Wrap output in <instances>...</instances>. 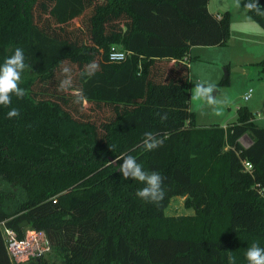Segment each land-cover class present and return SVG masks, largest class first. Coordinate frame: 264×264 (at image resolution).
I'll return each mask as SVG.
<instances>
[{
    "label": "trees",
    "instance_id": "trees-1",
    "mask_svg": "<svg viewBox=\"0 0 264 264\" xmlns=\"http://www.w3.org/2000/svg\"><path fill=\"white\" fill-rule=\"evenodd\" d=\"M207 1L0 0V64L19 47L31 65L27 94L0 106V223L41 231L58 264H248L246 249L264 248V128L245 106L224 127L196 125L188 108L190 47L229 36L228 13ZM245 15L264 31V14ZM111 46L125 58L110 61ZM253 65L264 71V58ZM149 131L164 139L153 151ZM122 154L164 177L162 200L135 195L145 185L122 177ZM174 196L193 214L165 216ZM0 264H12L1 226Z\"/></svg>",
    "mask_w": 264,
    "mask_h": 264
},
{
    "label": "rangeland",
    "instance_id": "rangeland-1",
    "mask_svg": "<svg viewBox=\"0 0 264 264\" xmlns=\"http://www.w3.org/2000/svg\"><path fill=\"white\" fill-rule=\"evenodd\" d=\"M208 8L214 14L228 13L229 36L223 46H193L189 52L188 76L191 87L187 103L189 110L194 113L195 124L224 127L236 120V109L245 106L252 113L255 123L264 128V71L253 65L264 58V31L245 15L243 7H236L235 0H209ZM71 24L77 25V19H73ZM226 74L228 84L216 86ZM197 81L215 85V105L192 98ZM248 90L250 95L245 100L242 95ZM239 142L247 146L250 140L247 135H242ZM192 214L193 209L184 206L181 196L171 197L164 210V215L170 217ZM28 230L32 229L26 228L24 233ZM41 255L48 263L58 264L61 261L60 255L50 247Z\"/></svg>",
    "mask_w": 264,
    "mask_h": 264
},
{
    "label": "clouds",
    "instance_id": "clouds-1",
    "mask_svg": "<svg viewBox=\"0 0 264 264\" xmlns=\"http://www.w3.org/2000/svg\"><path fill=\"white\" fill-rule=\"evenodd\" d=\"M235 5L239 9L243 7L248 12H256L264 14L258 0H235ZM25 52L22 48H15L13 53L5 58L3 64H0V106L8 107L12 103V95L17 98H23L27 92L26 89L20 87L21 76L25 69H30L31 65L25 63ZM98 66L94 63L91 68L96 69ZM64 73H68L69 69L64 68ZM94 74V73H93ZM71 86V79L65 78L59 84L60 90H66ZM215 85L212 83H204L197 81L192 90V98L194 100H203L208 105H215L217 100L213 96ZM82 98V94H81ZM20 115L18 108H11L7 112V118L12 119ZM162 121L168 119L167 114L157 113ZM164 139L159 138L151 131L144 133L142 146L146 151H153L161 147ZM122 161V163H120ZM112 162V161H110ZM118 171L124 179L136 180L144 184L143 188L136 191L135 195L145 202L158 203L163 199L165 193L162 187L164 177L158 171H146L143 166L137 162L136 157L131 154H122L115 161ZM245 258L248 264H264V248L260 247L257 242H253L245 251ZM228 264H236L234 256L228 257Z\"/></svg>",
    "mask_w": 264,
    "mask_h": 264
},
{
    "label": "built area",
    "instance_id": "built-area-1",
    "mask_svg": "<svg viewBox=\"0 0 264 264\" xmlns=\"http://www.w3.org/2000/svg\"><path fill=\"white\" fill-rule=\"evenodd\" d=\"M127 52L120 50L116 46H111L108 51V59L110 61H120L125 58ZM250 90L246 91L243 99H248ZM242 168L249 171L251 164L247 160L241 161ZM1 235L4 243V249L12 264L25 262L30 257H37L49 249L48 242L41 231L28 230L18 237L13 229L0 223Z\"/></svg>",
    "mask_w": 264,
    "mask_h": 264
},
{
    "label": "crops",
    "instance_id": "crops-1",
    "mask_svg": "<svg viewBox=\"0 0 264 264\" xmlns=\"http://www.w3.org/2000/svg\"><path fill=\"white\" fill-rule=\"evenodd\" d=\"M208 2H209V0L207 1V5H206V7H207V10L210 12V13H212L210 10H209V8H208ZM214 14V13H213ZM216 15H218V14H216ZM211 47H213V46H211ZM193 46H191L190 47V49H189V52L191 53V50H193ZM189 56H190V54H189ZM184 61H185V59H184Z\"/></svg>",
    "mask_w": 264,
    "mask_h": 264
},
{
    "label": "water",
    "instance_id": "water-1",
    "mask_svg": "<svg viewBox=\"0 0 264 264\" xmlns=\"http://www.w3.org/2000/svg\"><path fill=\"white\" fill-rule=\"evenodd\" d=\"M25 224V222H22L19 224L20 227H22Z\"/></svg>",
    "mask_w": 264,
    "mask_h": 264
}]
</instances>
